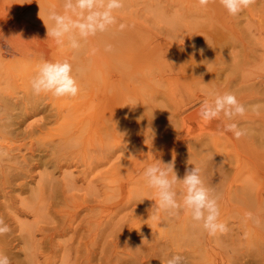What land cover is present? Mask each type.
<instances>
[{
    "label": "bare ground",
    "instance_id": "1",
    "mask_svg": "<svg viewBox=\"0 0 264 264\" xmlns=\"http://www.w3.org/2000/svg\"><path fill=\"white\" fill-rule=\"evenodd\" d=\"M40 1H42V0H40ZM219 17H217V18H218V20L221 21V19H219ZM223 19H225V18H223ZM233 20H235V18ZM247 20H248V18H247ZM211 21H212L211 25H216V23L214 24L213 20H211ZM227 21H226V23H227ZM239 21H240V19L238 20V22ZM253 21L254 20H252V22ZM262 21H264V20H262ZM39 22L41 23L40 20H39ZM231 22H233V21H231ZM48 23H49V27H50L51 24H50V22H48ZM44 26H45V24H44ZM220 26H222V25H220ZM253 26H255V23L252 24V26H251L252 29H253ZM110 28H113V26H111ZM117 29H119V28H117ZM119 30H121V29H119ZM123 30H121V33H118V35H114V36H109L103 32L101 33V37L103 39L101 40V43H96V46H95V50L98 54L97 57H98L99 62H100V63L98 62L99 72H98V74H96L95 77L92 76L91 81H82L83 79H85V77L81 76V75H84L83 71L86 70L85 66H86V63H88L87 62L89 59L88 57H91V55H92L91 53H88L87 56H85V55H83L84 54L83 51L85 49H83V50L81 49L82 50V52H80V53H82L81 55H78V53L75 54V53L70 52L65 56H63V54H62L63 57L60 56V58L58 59L56 52H54L53 55H55L56 58L53 62L62 61V60L67 59L72 64L73 76L76 78L77 83H78V87H79V92L75 97H68V96L56 97V96L52 95L51 93L37 94L33 91L32 87H31V80L34 77V75L36 74L37 66L42 61H45V59L40 61V62H33V65L31 67H29V68H32L30 71H26L25 69H22V68H26L25 66H27V64L29 63L28 59L21 55V53L19 52V50L15 47V45L13 43H7L5 41L6 39L8 40V37H9L8 33H5L6 39H3L2 36L4 34L0 28V219L3 220L4 224L7 225L8 229H9V231H7L6 233L0 234V253L6 255L9 258L10 264H84V263L85 264H94V261L96 259L100 260L103 264H127L125 262V259H123L125 256L122 257L120 255L121 251L118 250V248L121 249L120 245H122L124 243L126 244V242H127V241H125L124 237H126V240L130 239V238H127V235L124 236V232L122 231V229H123L122 226L125 225V223H126L125 220L127 221V214L124 213V215H121V212L125 209L124 204H127L128 206L134 205V210H133V212L131 211V213H130L134 223H136L135 225L133 224L134 226H137L139 224L141 216L146 215L145 219L142 220V222H144V223L141 222L137 226L138 230L145 231V226L147 228L146 231L149 230L150 227H152V229L156 228L155 219L157 217L154 218V215H153V210L155 207L154 206L155 204L153 202L156 201V198L154 197L156 190L151 189V187H149L146 184V182L138 183V180H136L137 181V185H136L135 179L133 182L131 181L133 184H135V186H134L135 189L133 188L134 193L129 190L130 192H128V193H132L130 196L129 195H128V197L121 196L119 198L116 197L117 198L116 200L112 199L113 202L110 205L114 206L115 209L109 210V213H110V211L112 212L110 215L108 214L107 208L104 209V207L101 206V203H104V202L106 203L107 201L109 202V199L111 200L110 197L112 195H114V194L116 195L118 192L121 193L123 191V189L125 188V186L127 187V185H125L123 180L125 178L127 179V176L129 178V175L132 176L133 173H135L133 166H135L137 162L135 163V165L131 166L132 168H130V170L133 173L127 174V172H126L125 175H127V176H125V178H122L123 179L122 182L124 184L120 183V185H118L116 187H113V185H112V187H110V185L112 184L111 183L112 178L114 177V176H112L113 173H114V175L116 173V176H117V174L124 172V171L120 172V169L125 170V167L127 166V165H125V163H127V162H125L124 160H126V158H128V157L127 156L125 157L124 155H122V153L119 154V152H118L119 147H117L118 145H116V147H115V144L112 145L113 143H115V141L117 142L119 135L122 136V135L127 134V133L123 134L125 132L123 127L121 128L122 129L121 130V129H119L121 126H119V127L117 126L118 125L117 123H120L122 121L123 115L127 114L125 107L127 106V111H129V110L131 111L133 117H134L135 112H136L135 114H137V112H140V113H138V114H140L138 119L141 120V118H140L141 112H142V116H145L146 118H149L150 116L155 118L156 115L153 113L155 112V108L160 103V100H159L160 98H158L156 95H155L156 96L155 97L153 94H150L149 98H151L152 100L148 102L147 107H146V105L139 107V106H137V104H136V106H134L137 101H135L131 98V94L134 93V91L136 89H139V88H137L138 86L139 87L142 86V85L141 86L138 85L137 82L139 84H142V83L139 81H133V78L130 77V80H128V81L132 80V82H133V84H131L133 86H131V87L135 88L136 84L138 85V86H136L135 89L133 88V90H134L133 91L132 88L131 89L129 88V84H128L129 82L128 81H127L128 83L126 82V78H129V77H126V73H127L126 71L127 70L125 68H127V69L129 67L131 68L130 65H133V64L130 62L133 59H135V57L130 58V61H128L129 56L127 55V52L124 51V49H125L124 46L126 45V42H128L129 38L133 39V37H134L136 40L137 37L140 38L139 37L140 35L138 36V34L137 35L135 34L137 36L136 37L135 35L134 36L132 35L133 31L130 34V33L126 32L127 30L126 31H123ZM45 31H47L46 26H45ZM216 31H212V32H216ZM232 31H234V30H232ZM252 32H250V36L253 34H256V33H254V32L252 33ZM225 33H227V32L225 31ZM205 34L207 35L206 32H205ZM216 34H217V32H216ZM258 35H255V36H258ZM258 37L262 38L260 36H258ZM167 38H169V37H167ZM210 38H211V36H210ZM239 38L242 40L241 37H239ZM48 40H50L51 42L54 43V40L51 37H49ZM224 40H225V38H224ZM227 40H229V39H227ZM227 40H226V42H227ZM233 40L234 41H230V42H233V47L236 48V47H239L241 45L239 43V42H241V40H238L235 38ZM246 40H247V36H246ZM257 40H255V42H257ZM2 41H5V44H6L5 46L3 45L4 43ZM248 41H251L250 38L248 39ZM167 42H169V41H167ZM259 42H262V41L259 40ZM163 44H166V43H163ZM109 45L111 46V49L107 50ZM160 45H161L160 41H157L155 45H152L153 46L152 48L155 49ZM259 45L257 46L258 48H256V46L255 47L252 46L253 50H252V48H251V50H252L253 56H251V55L250 56L253 58L255 57V60L253 59V61H255L257 63L263 62L262 64L264 66V43H262V45L259 43ZM170 46H171V55L173 54L174 58L176 59L175 62H179L180 66H181L180 68L176 67V69L179 68V69L184 70L185 69L184 64L186 62L185 59L187 58V57H185L186 56L185 54L187 53V55L189 57V53L186 51V49L184 48L183 45H181L183 49L180 47V45H179V47L175 46V45H170ZM247 46H249V45H247ZM261 47H263V48H261ZM243 49L244 48L242 46V50ZM244 50H246V49H244ZM247 50H249V49H247ZM123 52H125L126 54H124ZM242 53H244V52H242ZM249 53H250V51H249ZM125 55H127L126 56L128 58L127 60L125 59L126 57L124 58ZM129 55H131V54H129ZM131 56H133V55H131ZM203 56H202L203 62L202 63L200 62L201 63L200 67L196 66L197 69H195L196 71H194L195 74H197V75H199V74L203 75L202 73H204L206 70H208V67H210V66H207V63H208L207 61H209V60H207ZM244 56H246V55H244ZM247 56L249 59L250 56L249 55H247ZM190 57H191V55H190ZM124 59L126 60V62H123V61H125ZM46 61H48V60H46ZM83 62H85V63H83ZM224 62H226V59H224ZM249 62H251L250 59H249ZM123 63L127 64V66L126 65L123 66ZM177 66H179V65H177ZM130 68L128 70H130ZM132 68L134 69V66H132ZM263 68H261V69L263 70ZM133 69L130 71L133 72ZM191 70L193 71L194 69L192 68V69H190V71ZM262 70H260V71H262ZM262 74H263V72H262ZM262 74H260L261 76H260L259 80L255 79V80L251 81L250 85H249L250 87H252V90H253L252 94L254 93L253 95H254L256 101L264 100V74L263 75ZM78 76H81L82 78L78 80L77 79ZM17 77L22 79L21 83L19 82L20 85L17 84ZM182 77L183 76L180 75L178 78H182ZM23 80H24V82H23ZM132 82H130V83H132ZM135 82H136V84H134ZM243 82H244V78L240 77L239 82H238V90H237L238 94H242L241 90H243V87H244ZM254 89H256V90H254ZM140 90L141 89H139V91ZM134 95H136V94H134ZM137 95H138V93H137ZM141 95H142V97H144L142 93H141ZM151 95H153L154 98ZM249 96H251V95H249ZM249 96H248V100H245V102L246 101L249 102ZM146 98H148V97H146ZM251 99H253V98L251 97ZM129 100L131 102L133 101L134 104L133 103L132 104L137 109V110L135 109L136 111L134 110V113L132 111V108L129 109L132 106V104H129V102H128ZM195 100H197V99H195ZM127 103L129 104V106ZM192 103H189V105L185 106V107L184 106L182 107V105H181V107H179L180 105H178V107L175 108L174 115L177 116V117H175V119L178 118V120L181 122V124L186 119H188L190 116H192L193 113H196L199 111V109H196L195 111H188L189 108L191 107ZM138 104H139V102H138ZM176 109H178V110H176ZM262 109L264 111V108H261V109H259L258 112H261ZM152 115H154V116H152ZM142 119H144V117ZM246 119L247 118H246V114H245L243 117H236L234 119V121H232V122L238 123L244 129L246 128V130L248 129L249 137H251V138H253V137L250 136V132H253L252 135L254 136V138L258 139V141L256 139L254 141L258 142V143L260 142V145L264 146V125H263L264 123L261 124L260 122H257L260 125L257 124V127L254 126L255 128L253 129V126L249 125V123L246 124V122H249V119H248V121H245ZM251 120H250V122H253V124H254V119H253V121H251ZM156 121H155V123H156ZM218 121H219V119H218ZM221 121H223L221 123L222 125H225L226 123L231 122V121H228L227 119L220 120V122ZM54 122L58 123L57 127H56V123H54ZM142 122H143V124L141 122H140V124L144 125V121H142ZM148 122H150V124H152L151 120ZM185 123H186V121H185ZM53 124L55 125L54 130L56 129L55 131H57V132L49 134L50 136L48 138L45 137V135L48 134L49 131L53 130V128H52ZM120 124L122 125V123H120ZM133 125H134V123H133ZM123 126L125 127L126 125L123 124ZM144 126H145V128H147V132L148 133L150 132L149 133L150 135H152V134L154 135V130L151 133L152 129L150 126L146 127L147 124ZM155 126H156V124H155ZM217 126L218 125H216L215 127H217ZM249 126H251L252 128ZM130 127H131V125H130ZM130 127H129V129H130ZM129 129L126 128V130H129ZM154 129H155V127H154ZM211 129L213 130L212 127H211ZM132 130H134V128ZM138 130H139V128H138ZM144 130H146V129H144ZM252 130H254V131H252ZM131 131H130V134L133 133V132L131 133ZM173 131H175V130H173ZM144 133L145 132L143 131V136H144ZM174 133H173V135H175ZM177 133H176V136H177ZM212 133H213V131H212ZM149 134H147V135L149 137H151ZM171 134H170V136H171ZM153 135L151 137L152 138L151 140L147 136L148 141L146 142V144L150 140L152 142L151 143L152 145L150 144V142L148 144H150L151 147L155 146V145L153 146L154 142L152 140L156 141V139H154L156 135H154V137H153ZM140 136L143 137L142 131H140V130L138 132H136L135 136H133L132 138L130 136V141H132L131 145H130L131 147H134V148L136 147V145L138 144L136 141L139 138H141ZM207 136L208 135H206V134L204 137L201 135L197 136V137L194 136L195 138H193V139H190L193 136L189 137L185 141V144L187 145L186 147L188 148V150H197V148H199L201 145L202 146L204 145V147H205V144L210 142L209 140H208V142H205V141H207V139L205 138ZM247 136H248V134H247ZM249 137H246V138L248 139ZM173 138H174V136H173ZM173 138H171V139H173ZM177 138H178V136H177ZM208 138H209V136H208ZM251 138H249V139H251ZM143 139L141 138V140H139V141L140 142L142 141L143 144H145L146 140L145 139L143 140ZM253 139L249 140L250 145H251V142H254V141H252ZM230 140H233V139H230ZM242 140L243 139L240 138L241 142H242ZM130 141H128L126 143H130ZM161 141H163V140H161ZM119 142L123 143L125 141H123L121 139ZM223 142H225V141H223ZM255 142L253 144H255ZM156 143L157 142H155V144ZM212 143H214V142H212ZM218 143H220V142H218ZM258 143H256V144H258ZM143 144L139 143V146H137L138 148H136L135 150L138 151L140 145H143ZM242 144H244V146H246L248 143L247 142H246V144L244 142L240 143L241 147H242ZM210 145L206 144V147L207 146L210 147ZM212 145H211V147H212ZM238 145H239V142H238ZM122 146H124L125 149H127L126 148L127 145H125V143ZM165 146L167 147V145H165ZM222 146H221V150L224 149V148H222ZM252 146L253 145H251L250 147H252ZM148 147H149V145H148ZM148 147H146V148L148 149ZM206 147H205V149H206ZM213 147H214L213 149H217V147L220 148L219 145H217V147L216 146H213ZM246 147H249V146L247 145ZM246 147H244V149H246ZM255 147H257V146H255ZM120 148L122 149L123 147H120ZM164 148H163V150H165ZM173 148L174 147H172V149ZM151 149H153V148H151ZM151 149H150V153L152 154ZM156 149H157V147L155 148V150ZM205 149H203V150H205ZM255 149L256 148H254V151L251 152L250 155L248 156V159L255 162L254 165H256V162H263L264 161V150H260V147L256 151H255ZM261 149H264V148L262 147ZM122 150H124V149H122ZM122 150H121V152H122ZM128 150H129V148H128ZM169 150L172 151L171 149H169ZM199 150H200V148H199ZM246 150H247L246 152L249 153L250 148H248ZM124 151H126V150H124ZM139 151L141 152V149H139ZM174 151H176V150H174ZM182 151H185L184 148L182 149ZM182 151H179V152H181L183 155L184 152H182ZM222 151H224V150H222ZM130 152H132V151L130 150L129 153ZM140 152L137 154H140ZM147 152L148 153L146 156L143 154L144 158H146L145 159L146 161L143 160L144 158L139 159L140 157L138 158L137 161H140V162L144 161V163L146 164L149 161V159L151 158V155L149 154V150ZM156 152L154 151L155 154H156ZM213 152H215V151H213ZM213 152L211 151L210 153L213 154ZM141 153H145V152H141ZM195 153H196V151H195ZM219 153H221V151ZM237 153H238V151H237ZM134 154H136V153H134ZM137 154H136V156H137ZM187 154H188V152H187ZM187 154H185V155H187ZM212 154H210V155H212ZM238 154H240V153H238ZM131 155H132V153H131ZM131 155H130V158H131ZM133 155H132V161H134V158L136 157ZM173 155H175V154H173ZM189 155H190V153L188 154V157H189ZM222 155H223V153H222ZM215 156H217V155L214 154V157ZM234 156H236V155L234 154ZM242 156H238L237 158L229 157V155H228V157H225V155H224L223 158H222V156H218L219 158H221V161L223 163L219 160L220 161L219 163H222V165L220 164L221 165L220 167H218L219 166L218 164L216 166L210 165V166H212L211 168L214 167V170H216V171H214L213 175L215 174L216 176H218L220 174L223 176H227L229 174V172L231 171L230 169H233L234 167L238 168V166L241 168L244 165L243 163L246 162V160H245L246 157H242ZM147 157H150V158L147 159ZM185 157H187V156H185ZM122 158H123V161H121ZM173 158L176 161V158L175 157H173ZM177 158H179V157L177 156ZM206 159H205V161H206ZM135 160H136V158H135ZM185 160L188 161L189 159L186 158ZM132 161L130 162L131 164H132ZM157 161L158 160H156L155 163ZM144 163L142 162V165ZM176 163H178V162L176 161ZM208 164H209V162H208ZM210 164H213V163H210ZM214 164H215V162H214ZM258 165L260 166V164H258ZM258 165H256V166H258ZM128 166H130V164ZM175 166H176V168H175V170H176L179 166V163H178V165L176 164ZM200 166H202L201 168L203 169V166H205V164L204 165L201 164ZM207 166H205L206 168H204V171L207 168L212 170L210 168V166H208V167ZM246 167H248V166H246ZM145 168H144V170H145ZM188 168L190 169L191 166ZM237 168H236V170H237ZM248 168H250V167H248ZM261 168L262 169L260 172H262V170L264 171V165ZM128 169H129V167H128ZM179 169L180 168H178V170ZM241 169H240L241 172H243L244 169L243 168H241ZM253 170H255V169H253ZM206 171H208V170H206ZM181 172H183V171H179L178 173H181ZM202 172H203V170H202ZM238 172H236V173H238ZM257 172H259V171H257ZM217 173H218V175H217ZM121 174H119L118 177ZM139 174L143 175V173L142 174L139 173ZM237 175L239 176V175H241V173L239 172ZM261 175L264 177V173L263 174L257 173L254 176H261ZM121 176H124V174ZM252 176L250 177L249 175H247V177H250L247 180H244L245 177H243V179L241 181H239L241 183L239 186H236V188L234 187L235 189L231 188V189L235 190L234 193H235V197H236V198H234L235 200L230 198L231 200L234 201L231 204L232 208H236L238 206V204H237L238 202L241 204V202L244 198H246L250 203L256 204L258 207L264 206V193H263L264 191H263V189L261 190L263 192H261L260 190L258 191V189H257V191L254 190V189H256L255 187H257L255 183H257L259 177H252ZM143 177H144V175H143ZM143 177L141 176V178H142L141 180H144ZM182 177H184V175ZM263 177H262V179L264 180ZM135 178H137V177H135ZM213 178H212V180H213ZM179 179H180V177H179ZM208 179H211V177L210 178L208 177ZM255 179H256V181H254ZM110 180H111V182H110ZM113 180H114V178H113ZM131 180H132V178H131ZM206 180H207V178H206ZM206 180H205V178L203 179L204 182H206ZM212 180L209 181V183L212 182ZM213 181H215V179ZM126 182H127V180H126ZM207 182H208V180H207ZM216 182H217V180H216ZM217 183H219V182H217ZM127 184H128V182H127ZM207 185H209V184H207ZM214 185H216V184L214 183ZM214 185H212V186H214ZM131 187H133V186L131 185ZM258 187L261 189L260 186H258ZM15 192H17L18 194L15 195ZM103 195H105V196L103 197ZM115 195H114V197H115ZM151 197L154 198V201H152V200L148 201L149 198L152 199ZM226 204H225V206H226ZM65 205H66V207H64ZM61 206H62V209H61ZM221 207H219V208L221 209ZM230 210H232V209H230ZM230 210H229V213H231ZM128 211L129 210H127V213H128ZM224 211L226 213L227 209H225ZM144 212H147V214H145ZM143 213H144V215H143ZM187 217H188V215H187ZM220 217H219V219H220ZM141 218H143V217H141ZM130 219H131V217L129 218V221H130ZM188 219H187V221H188ZM227 219H229L228 216H227ZM263 220H261V221H263ZM129 221H127V223L130 224ZM190 221H191V219H190ZM223 221H226L225 218L223 219ZM123 222H124V225H123ZM226 222H224V223L226 224ZM127 223H126V227L129 225V224L127 225ZM169 223H171V225H172L174 222L173 223L169 222ZM228 223H229V221H228ZM263 223H264V221H263ZM161 224H162V222H161ZM183 224H184V222H183ZM190 224H191V222H190ZM168 225H170V224H167V226ZM179 225L178 226L175 225V226L180 227ZM186 225L184 224V226H186L188 228V223ZM236 225H237V223L235 224V226L230 225L229 228L227 227L228 231L226 233H224L223 235L218 234L219 237L217 236L216 237L217 239L214 242L217 244H221L222 245L221 247H223V245L224 246H226V245L233 246V244H235L234 242L236 239H237V242L238 241L240 242V240H238V238H236L237 231H238V229L237 230L235 229L237 227ZM246 225L247 224H245V226ZM161 227H162V225H160V228H158V229L162 230ZM196 227H197L196 225H192L189 229L179 230V231L180 232L184 231V233L188 232L191 236V235H194V233H195L194 231H195ZM124 228H125V226H124ZM237 228H239V226ZM245 228L247 230L249 229L248 226ZM173 229H175V228H173ZM173 229H172V231H173ZM196 229H198V228H196ZM241 229H243V231H245L244 228H241ZM135 230H137V229L134 228V232L130 230L131 232H133L132 234H129V235H131V238L133 240L130 242L137 245L139 247V249L141 250L143 248V245H141L139 242L140 237L138 236V230L137 231H135ZM175 230H177V229H175ZM156 231H154V232L156 233ZM159 231L157 234H160ZM127 232H129V231H127ZM127 232H126V234H127ZM238 232H240V231H238ZM145 233L146 232H142V234H145ZM153 233H151V234H153ZM163 233L164 232L161 231V234H163ZM176 233L178 234L177 231H176ZM188 233H185V234H188ZM199 233H201V232H199ZM170 234H171V232H170ZM185 234H183V235H185ZM189 234L185 235V236H189ZM205 234H206V232H205ZM238 234L240 235L242 233L240 232ZM245 234L248 235L249 232H246ZM147 235H149V234L147 233ZM153 235L155 236V234H153ZM153 235H150V237H148L149 240L152 238ZM196 235L198 236V233ZM196 235L193 237L195 238ZM200 235H202V234H200ZM239 235H237V236H239ZM66 236H68L66 240H63V241H60L59 239L57 240V238L61 239L62 237H66ZM163 236H166V235L163 234ZM159 237L162 238V236H160V235H159ZM178 237L181 238V236H178ZM142 238H144V237H142ZM144 239H147V237H145ZM144 239H142V241ZM162 239L165 240V238H162ZM166 239H168L167 236H166ZM190 239L186 240L187 243H188V241H189V243H191ZM174 240H176V239H174ZM191 240L193 241V238ZM212 240H213V238H212ZM170 241H169L168 245L171 244ZM250 241H251V239H250ZM128 242H129V240H128ZM153 242H154V238H153ZM157 242L155 245L151 244V246L149 245L150 244V242H149L148 245H149L150 250L153 251L156 247L157 248L160 247V248L158 250H155L156 252H154L153 254L149 255L150 257H152L153 262L144 261L143 262L144 264H159V262H164L170 256L173 255V254H167V253L163 252L165 249H168V246H167V248H165V246H163V245H167V244L160 245L161 243L157 244ZM194 242H196V241L194 240ZM212 242L210 241L209 243L207 242L206 244H204V242H203V244H204L203 248L207 249L208 248L207 246L209 244L211 245ZM263 242H264V240H263ZM263 242L261 240V242H259V244L263 243ZM132 243H131V245L130 244L129 245L133 246ZM151 243H152V241H151ZM166 243H167V241H166ZM187 243H186V245H188ZM82 244H84L83 245L84 247L82 246ZM203 244H201V245H203ZM217 244H214V245H217ZM176 245H177V242H176ZM179 245H182V244L180 243ZM173 246H175V245H173ZM182 246H180V247L182 248ZM192 246H194V245H192ZM254 246H255V244H254ZM256 247H257V245H256ZM112 248H114V250L111 252ZM129 248L127 250H130ZM240 248H241V246H240ZM83 249H84V251H82ZM209 249H210V247H209ZM213 249L214 248H212L211 251H213ZM258 249H260V248L258 247ZM258 249H255V250H258ZM184 250L185 249H183L182 251H184ZM241 250H242V248H241ZM241 250L239 252H241ZM134 251H135V249H134ZM170 251H171V249H170ZM172 251H173V249H172ZM137 252H140V251L137 250ZM148 252L150 253V251H148ZM253 252L254 251L252 250V253ZM111 253H113L115 256H113V254H111ZM184 253L175 254V255H180L183 257L184 264H219V262H220V261L219 262L216 261V259H217L216 257H215L216 259H214L212 257L210 260L207 259V262L206 261L204 262L199 257H197V255H196L197 253L194 254V253L187 252L186 255ZM205 253L208 254L207 252H205ZM252 253H250V252L243 253L242 252V254H243V256L241 257L242 259L239 258L238 257L239 255L237 254L238 258L236 259V264H238V263L245 264L246 263L245 259H247V260L249 259V260L254 261L255 258L256 259L258 258V259H261L264 261V253L262 251L260 252V254L259 253L255 254L256 257ZM21 254L23 255L22 258H21ZM209 254H211V253H209ZM125 255H127V254H125ZM129 255H130V252H129ZM129 255H128V257H129ZM132 255H130V256H132ZM140 255L142 256V251L140 252ZM219 255H221V254H219ZM229 256H231V255H229ZM143 257H142V260H143ZM186 257H187V259H186ZM201 258H202V256H201ZM79 260H80V262H79ZM132 260H133L132 264H134V263L139 264L141 262L140 258L137 256H136V258H134ZM130 261H131V259H130ZM130 261H128V262L130 263ZM258 261L259 262L256 264L260 263V260H258ZM225 263L228 264V262H225ZM250 263H251V261H250ZM161 264H165V263H161Z\"/></svg>",
    "mask_w": 264,
    "mask_h": 264
},
{
    "label": "rangeland",
    "instance_id": "2",
    "mask_svg": "<svg viewBox=\"0 0 264 264\" xmlns=\"http://www.w3.org/2000/svg\"><path fill=\"white\" fill-rule=\"evenodd\" d=\"M123 3H124V7L113 13L117 18L116 25H112L113 28H110L103 33H105L109 36H114V35H118V33H121V30L124 29L123 31L127 30L126 32H128L130 34L133 31L132 32L133 36L135 34L136 35L138 34V36L140 35L139 36L140 38H138L135 35L137 37L136 40L134 37H133V39L129 38L128 42H126V45L124 44L126 47L124 46L125 49L124 48L123 49H124V51L127 52L129 59L126 57L127 55H125L124 58L126 57L125 59L126 60L128 59V61H130V58L135 57V59H133L130 62L133 65H130L131 68L129 67L130 70H132L133 69L132 66H134L133 72L128 70L129 68L128 69L125 68L127 70L126 71L127 72L126 77H129V78H126V82L128 80H130V77H132L133 81H139L142 83V84H139L137 82L138 85H140V86L142 85L141 87H139L136 84V82L134 83V84H136V86H138L137 88L141 89L140 90L141 92H140L139 89H136L135 91L133 90L134 87L133 88L131 87V86H133V85H131V84H133L132 80L128 81L129 83L127 82L129 84V88L130 89L132 88V90L134 91V93L131 94V98L133 100L137 101L134 106H136V104H137V106H139V107L145 106V105L147 107L148 102L152 100L151 98H149L150 94H153L154 96L156 95L158 98H160L159 99L160 103L155 108V112L153 113L156 115L155 118L151 117V116L149 118H146L145 116H142V112H141V116H140L141 120H140V119H138L139 115H140L138 113H140V112H137V114H135L136 112L134 113V110L136 108L133 106V104H134L133 101L132 102L130 100L128 101L129 104L133 103L132 106L130 108L129 107L128 108L129 109L132 108V111L134 113V117L132 116V113L129 109H128L129 111H127V106H126L125 110H126L127 114L123 115L122 121L120 122V123H122V125L120 123H117L118 127L121 126L119 129H121L122 127L124 128L125 132L123 134L127 133L125 135L121 134L122 136L119 135L118 140L120 141L122 139L125 142L121 143L118 140H117V142L115 141V143L112 142L113 143L112 145L115 144V147H116V145H118L117 147H119V151H118L119 154L122 153V155H124L125 157L126 156L128 157V158H126V160H124L125 162H127V163H125V165H127L126 166L127 168L125 167V170L120 169V172L121 171H124V172H121L122 174L121 173H119V174H121V175L124 174V176L120 175L118 177L119 174H117V176H116V173H115V175L113 173L112 176H114L113 177L114 180H113V178H112V182L110 180V182L112 183V184L110 183L111 184L110 187H112V185H113V187H116V186L120 185V183L121 184L125 183V185H127V187L125 186V188L123 189V191L121 193L118 192L116 195L114 194L115 197H114V195H112L110 197L111 200L109 199V202L108 201L106 202L107 204L105 202L101 203V206L104 207V209L107 208L108 214L110 215L112 212L110 211V213H109V210L115 209L114 206L110 205L113 202L112 199L116 200L117 199L116 197L119 198L121 196L128 197V195L130 196L132 194V193H128L130 191H132L134 193L133 190L135 189V187H134L135 184H133L132 182L134 181V179H135V181L138 180V183L146 182L145 177H143V175H140L139 173H141V174L144 173V171H143L144 168L147 167V165L148 166L151 165L153 162L155 163L156 160H160L162 163H165V164L170 163V162H174V171L176 172L178 179L180 177L181 180L183 179L182 176L185 175L184 173H186V171L189 169L188 167H190V166L192 168L194 166L199 167L201 164L202 165L205 164V166H207V165L208 166H210V165L216 166L218 164L219 165L218 167H220L223 162L221 161V158H219L218 156H222V158H223L224 155H225V157H228V155H229V157L237 158L238 156L243 155L242 157H246V159H245L246 164L243 163L244 165L241 167L244 169L243 170V172L245 171L244 173L241 172L242 169L238 166V168L236 167L237 170L235 167H234L235 169L234 168L230 169L231 171L229 172V174L227 176H223L220 174L218 175V173H217L218 176H216L215 174L213 175L214 171H216V170H214V167L211 168L212 166H210V168L212 170L207 168V169H205V171H204V168H206L205 166H203V169L201 168L202 166L199 167L201 169L202 181L204 178H205V180H206V178L208 180V182H207V180H206V182L203 181L204 185L211 190L210 194L212 196L218 198V206L219 207L222 206L221 209L219 208L220 216H221V217L219 216L220 217L219 220L223 221L224 218L226 221L228 220L229 223H228V221L227 222L223 221V222H226L228 228L230 227V225L235 226V224L237 223L236 226L237 227L239 226V228L236 227L235 229L236 230L238 229V231H240L242 233L239 235L238 233H240V232L237 231V235H239L240 237L236 235V238H238V240H240V242L239 241L237 242V239H236L234 242L235 244H233V246L226 245L227 246L226 247L223 245V247H221L222 246L221 244H217L214 242L217 239L216 237L217 236L219 237L220 234L219 235L217 234L216 236H209L208 233L203 229L202 225H200L199 223L197 224V222L192 220L190 212H188L187 210H185L183 208L178 210L176 215L170 216L166 212H163V211L157 212L156 207H154L153 215H154V218L157 217L155 219L156 228L152 229V227H150L151 225L149 224L150 225L149 226L150 228L148 227L149 230L146 231L147 228L144 225L145 231H141V230H138L137 226L142 222V220L145 219L146 215L141 216L143 218L140 217L139 224L137 226H134L136 223H134L132 216L130 215L131 211L133 212V210H134V205H129L130 206L129 207L127 204H124V208L126 210L124 209L121 212V215H124V213H126L127 214V221H129V218L131 217V219L129 221L130 224L127 223V221L125 220L127 225L129 224L131 227L129 225H128L129 227L128 226L126 227V223L124 225V222H123V225L125 226V228H124V226H122L123 229L122 228L121 229L124 232V236L127 235V238H130V239L126 240V237H124L125 241H127V242H126V244L124 243V244L120 245L121 249L118 248V250L121 251L120 255L122 257L125 256L123 259H125V262L127 264H132V261H133L132 259L136 258V256L140 258L141 262L139 264H142L144 261L153 262L152 257H150L149 255L156 252L155 250H158L160 247L158 246L159 248L156 247L152 251V250H150L149 245L150 246H151V244L155 245L157 241H158L157 244L161 243L160 245L167 244V245H163V246H165V248H167V246H168V249H165L167 252L164 250L163 251L164 253L173 254V255L178 254V253H184V252H185L184 253L185 255L187 254V252L194 253V254L197 253L196 254L197 257H199L202 261L207 262V259L210 260L213 257L214 259L217 258L216 259L217 262L220 261L219 264H226L225 262H228V264H236V259L238 257L241 258L243 256L242 252L243 253H246V252L252 253V250H253L254 251L252 253L253 255H255L257 253L260 254L261 251L264 253V251H263L264 250V242H263V240H264V226H263L264 225V223H263V221H264L263 220L264 219V206H260L261 207L260 208L256 204L250 203L246 198H244L242 200L241 204L238 202L237 203L238 206L236 208H232V205H231L232 202H234L233 200H235L234 198H236L235 193H234L235 190H233V189H235L236 186H239L241 184L239 181H241L243 179V177H245L244 180L249 179L252 175H253L252 177H259L257 183H255L257 187H255L256 189H254V190L257 191V189H258V191L259 190L261 191L263 189V191H264V180L262 179L263 176L262 175L261 176H254L257 173H261V174L264 173L263 170H262V172H260L262 169L261 167L264 165V161L263 162H256V165L260 164V166H261L260 167L259 165L258 166L254 165L255 162L248 159V156L250 155L251 152L254 151V148H256L255 151L259 147H260V150H264V149H261L262 147L264 148V146L260 145V142L258 143V142L254 141L255 139L258 141V139L254 138V136L252 135L253 132H250V136H252L254 139L249 137V133H248L249 131L247 129L248 136L246 135V136H243L241 138L243 139L242 142H244L245 144L247 142L248 143L247 145L249 147H246L247 145L244 146V144H242V147H241L240 143H242V142L240 141V139H236L232 132L225 131V125L221 124L223 121L220 122V120L226 119L225 117H223V114H221L220 117H218L217 119L205 122L199 116V111H198V112L192 114V116L194 115L193 117L190 116L188 119L185 120L187 124L185 123V121L182 122V124H181V122L178 120V118L175 119V117H177V116L174 115L175 108L178 107V105H180L179 107H181V105H182V107L183 106L185 107V106H188L189 103L193 102L188 111H195L196 109H199L200 104L205 99H208L211 101L213 99V97H208L205 95V92L209 91V90L213 91L217 94H220V95L227 93V92H231V93L236 95V97L240 103H243L245 105H249V104L250 105H260L261 106L260 109L264 108V100L256 101V99L253 95L254 93L252 94V92H253L252 87L249 86L251 81H253L255 79L259 80V78L261 76L260 74H262V72L264 74V68H263L264 66L262 64L263 62L257 63L255 61H253V59L255 60V57L254 58L251 57V56H253V54H252L253 47L256 46V48H258L257 46L259 45V43L261 45H262V43H264V37H263L264 36V21H262V20H264V0H255V2L252 5H250L246 9H243L237 16L230 15L228 13V11L223 7L221 0H209V3L207 4V6H203V7L199 4L198 0H123ZM53 6L55 7V9L58 12H61V13L63 12V0H44V1L43 0L42 1H40V0H0V28L4 34L2 36L3 39H6L5 33H8V36H9L8 40L6 39L5 41L7 43H13L15 45V47L19 50L21 55L28 59L29 63L27 64V66H25L26 68H22V69H25L26 71H30L32 69L29 67H31L33 65V62H40L44 59H45V61L48 60L50 62H53L56 58V56L53 55L54 52H56V55L58 56V59H59L60 56H62V54H63V56H65L70 52L75 53V54L78 53V55H81L82 53H80V52H82V50L85 49L83 51L84 52L83 55L87 56L88 53H91L92 55H91V57H88L89 58L87 61L88 63H86V66H85L86 70L83 71L84 75H81V76L85 77V79H83L82 81H91L92 76L95 77L96 74H98V72H99V66H98L99 59L97 57L98 54L95 50V46H96V43H101V40L103 39L101 37V33H97L95 36L88 37V39L86 41L81 40L80 41L81 47L79 50H72V49L68 48L67 46H65V47L58 46L55 42L53 43L50 40H48L49 37H47V31H45V26H44V22H43V21L47 22L48 11ZM217 17H219V19H221V21L218 20ZM222 17L225 19H223ZM234 18H235V20H233ZM247 18H248V20H247ZM226 19L227 20L229 19V20L227 21ZM237 19L238 20L240 19V21L238 22ZM39 20L41 21V23L39 22ZM211 20H213L214 24L216 23V25H211V23H212ZM230 20L233 22H231ZM252 20H254V21L252 22ZM226 21H227V23H226ZM253 23H255V26H253V29H252L251 26ZM120 24L125 25V27L121 30H119ZM220 25H222V26H220ZM117 28H119V29H117ZM232 30H234V31H232ZM212 31H216L217 34H216V32H212ZM225 31L227 33H225ZM249 31L250 32L253 31L256 34H253L250 36ZM205 32L207 33V35L205 34ZM245 35L247 36V40H246ZM255 35H258L262 38H259L258 36H255ZM166 36L169 38H167ZM210 36H211V38H210ZM238 36L241 37L242 40ZM224 38H225V40H224ZM226 38L229 40H227ZM234 38L241 40V42H239V43L241 45L243 44L242 46L246 50H244V49L242 50L241 45L239 47H236V48L233 47V42H230V41H234L233 40ZM249 38L251 41H248ZM226 40H227V42H226ZM255 40H257V42H255ZM259 40H261L262 42H259ZM5 41H2L4 43L3 44L4 46L6 45ZM157 41H160L161 45L158 46L159 48L157 47V48L153 49L152 45H155ZM167 41H169V42H167ZM163 43H166V44H163ZM65 45H67V40L65 41ZM170 45H175L178 47L180 45L181 48H182L181 45H183L184 48L186 49V51L189 53V57H188L187 53L185 54L186 55L185 57H187V58L185 59L186 62L184 64V68H185L184 70L179 69L181 67L180 63L175 62L176 59L174 58L173 54L171 55V46ZM247 45H249V46H247ZM251 48H252V50H251ZM261 48H263V47H261ZM247 49H249V50H247ZM200 50H203V51L201 52ZM249 51H250V53H249ZM242 52H244V53H242ZM123 53L126 54L125 52H123ZM129 54H131L133 56H131ZM190 55H191V57H190ZM244 55H246V56H244ZM247 55H249V56L251 55L249 57L251 62H249ZM202 56L210 61V62L207 61L208 62L207 66H210V67H208V70H206L204 73H202L203 75H200V74L197 75V74H195L194 71H196L195 69H197L198 66L200 67V64L203 62ZM224 59H226V62H224ZM126 60L123 62H126ZM83 63H85V62H83ZM124 65L127 66V64L123 63V66ZM177 65H179V66H177ZM176 67H179V68L176 69ZM192 68L194 70L190 71V69H192ZM261 68H263V70ZM260 70H262V71H260ZM180 75H182L183 77L178 78ZM81 76H78L77 79L78 80L81 79L82 78ZM240 77L244 78V82H243L244 87H243V90H241L242 94L237 93L238 82H239ZM21 81H22V79L17 77V84L20 85ZM23 82H24V80H23ZM130 82H132V83H130ZM136 86H135V88H136ZM254 90H256V89H254ZM137 93H138V95H137ZM141 93L143 94L144 97H142ZM134 94H136V95H134ZM153 95H151V96H153ZM249 95H251V96H249ZM154 96H153V98H154ZM248 96H249V102H247V101L245 102V100H248ZM146 97H148V98H146ZM251 97L253 99H251ZM195 99H197V100H195ZM138 102H139V104H138ZM129 104H128V106H129ZM176 110H178V109H176ZM249 111L251 112V110H249ZM248 112L246 113L247 119L245 121H248V119H249V122H246V124L249 123V125L253 126V129L255 128L254 126L257 127V124L260 125L257 122H260L261 124L264 123V111H263V109L261 112H258V113L253 112L254 114L252 112L251 113L250 112L248 113ZM152 116H154V115H152ZM126 117L127 118L129 117V118L127 119ZM143 117H144V119H142ZM218 119H219V121H218ZM253 119H254V124H253V122H250V120L253 121ZM150 120L152 121L151 123L154 126L152 124H150V122H148ZM154 120L155 121L157 120L156 123ZM142 121H144V125L147 124L146 127H149V126L151 127L152 130L149 128L151 130V133L154 130V135H156L154 138V139H156V141L152 140L154 142L153 146L155 145L154 147H151L152 142L150 141L152 139L151 137L153 134L150 135L149 134L150 132L149 133L147 132V128H145V126L142 125L143 124ZM140 122L142 124H140ZM54 123H56V127H57L58 123L57 122H54ZM133 123L136 127L133 125ZM154 123L156 124V126ZM123 124L126 125L125 127L127 129H129V127L131 125L130 129L126 130V128L123 126ZM216 125H218V126L215 127ZM54 126L55 125L53 124L52 125L53 130L50 129L51 131H49L48 134L45 135V137L48 138L50 136L49 134L57 132V131H55L56 129L54 130ZM251 126H249V127H251ZM154 127H155V129H154ZM211 127L213 128V130L211 129ZM131 128L132 129L134 128L135 131L132 130ZM138 128L140 131H142V136H143V131L145 132L144 136L143 137L140 136V137L142 139L144 138L146 141H145V144H143L142 141L141 142L139 141V140H141V138H139L136 141L138 144L134 148V147L130 146L131 142H132V141H130V136H131V138L133 136H135L136 132L139 131ZM144 129H146V130H144ZM173 130H175V131H173ZM130 131H131V133L132 132L133 133L130 134ZM212 131H213V133H212ZM252 131H254V130H252ZM173 133L175 135H173ZM176 133H177L178 138L176 136ZM147 134H149L151 137H149ZM170 134H171V136H170ZM205 134L209 136V138H208V136L205 137L207 139V141H205V142H208V140L210 141L206 144H208V145L213 144L212 147L210 145V147L207 146L208 147L207 148L206 144H205L206 149H205L204 145L203 146L201 145L199 147L200 150H199V148H197V150H188V148L186 147L187 145L185 144V141L189 137L193 136L190 139H193V138L200 136V135L204 137ZM146 135L149 137V139H150L149 142L151 145L148 144L149 142L146 144V142L148 141ZM154 135H153V137H154ZM172 135L174 136V138ZM246 137L253 139L252 141H254L255 144L256 143H258V144L255 145V144H253L254 142H251V145H253V146L250 147L251 145L249 143V140H251V139L248 138L249 139L248 140ZM171 138H173L174 140ZM229 138L233 139V140H230ZM127 140L130 141V143H126V142H128ZM161 140H163L164 142ZM223 141H225V142L227 141V142L225 143ZM155 142H157V143L155 144ZM212 142H214V143H212ZM218 142H220L221 144ZM238 142H239V145H238ZM120 143L122 145L125 143V145H127V147H126L127 149H125V147L122 146ZM139 143L143 144V145H140L141 148L139 147V149H141V152H145V153H141L139 151V149H138V151L135 150L136 148H138L137 146H139ZM148 145H149V147H148ZM165 145H167V147ZM217 145H219L220 148H218ZM254 145L257 147L259 145L260 146L257 148ZM145 146L148 147V149ZM213 146H216L217 149H213L214 148ZM221 146H222V148H224V149H222L224 151L221 150ZM120 147H123L122 149H124L126 151L122 150ZM156 147H157V149L155 150ZM172 147H174L173 149L176 151H174L172 149ZM182 147L184 148L185 151H182V149H183ZM244 147H246V149L250 148V151L248 150L249 153L246 152L247 150L244 149ZM128 148H129V150H128ZM151 148H153V149H151ZM163 148L165 150H163ZM202 148L205 150H203ZM150 149H151L152 154L154 156L150 153ZM169 149H171L172 151H170ZM121 150H122V152H121ZM130 150L132 152L129 153ZM148 150H149V154L151 155V158L147 157V159H149V158L150 159H149V161L147 160L148 162L145 164L144 161H146L145 160L146 158H144L143 154L146 156L148 153L147 152ZM154 151L155 152L157 151L156 154L154 153ZM179 151L184 152L183 155ZM195 151H196V153H195ZM211 151L212 152L215 151V152H213V154H212V153H210ZM218 151L219 152L221 151V153H219ZM237 151L240 154H238ZM139 152H140V154H137ZM187 152H188V154L190 153L189 157H188ZM131 153H132V155L134 153L137 154V156H136V154L133 155V156H136L135 157L136 160L133 157L134 161H132ZM209 153L212 155H210ZM222 153H223V155H222ZM173 154H175V155H173ZM185 154H187V155H185ZM214 154L217 156L214 157ZM234 154L236 156H234ZM130 155H131V158H130ZM177 156L179 158H177ZM185 156H187V157H185ZM173 157H175L176 161L179 163V166H178V168H180L179 170H178V168L175 170V168H176L175 165L176 164L178 165V163H176V161L174 160ZM138 158L139 159L144 158L143 159L144 161H141V162L137 161ZM186 158H188L189 160L186 161L185 160ZM204 158L205 159L207 158L206 161ZM219 160L222 163H219L220 162ZM121 161H123V158ZM131 161H132V164L130 163ZM142 162L144 163L143 165H142ZM208 162H209V164H208ZM214 162H215V164H214ZM135 163H136V165H135ZM210 163H213L214 165L210 164ZM129 164H130V166H128ZM132 165H135V166H133L135 173H133L130 170V168H132L131 167ZM246 166H248L250 168H248ZM128 167H129V169H128ZM253 169H255V170H253ZM202 170H203V172H202ZM206 170H208V171H206ZM177 171L178 172L183 171V172L178 173ZM238 171L241 173L242 176L237 175L239 173ZM257 171H259V172H257ZM126 172H127V174L133 173V175L132 176L129 175V178H128V176L125 175ZM236 172H238V173H236ZM247 175H249L250 177H247ZM125 176H127V179L125 178ZM141 176L143 177L144 180H141L142 179ZM130 177L132 178V180ZM135 177H137V178H135ZM208 177L209 178L211 177V179H208ZM122 178H125V179L123 180ZM212 178H213V180L215 179V181H213ZM116 179L117 180L119 179V180L117 181ZM122 180L124 181V183L122 182ZM126 180H127L128 184H127ZM211 180H212V182L209 183V181H211ZM216 180L219 183H217ZM254 181H256V179ZM214 183L216 185H214ZM146 184H147V182H146ZM207 184H209V185H207ZM211 184L214 186H212ZM131 185L133 187H131ZM136 185H137V181H136ZM258 186H260L261 189ZM231 188H233V189H231ZM151 189H153V188H151ZM173 190H175V192L177 193V200L181 201L182 200V194L184 192L183 185L178 182L176 185L173 186ZM263 191H261V192H263ZM17 194L18 193L15 192V195H17ZM104 196L105 195H103V197ZM154 197L157 200L156 193H155ZM151 198L152 199L149 198L148 201H150V200L154 201V198L153 197H151ZM230 198L233 200H231ZM153 203L155 204V201ZM225 204H226V206H225ZM64 207H66V205ZM61 209H62V206H61ZM225 209H227V211H226L227 214L224 211ZM228 209L229 210L232 209V210H230L231 213H229ZM127 210H129L128 213H127ZM144 213L147 214V212H144ZM144 213H143V215H144ZM248 213H251L250 217L247 215ZM187 215H188V217H187ZM227 216L229 219H227ZM187 219L189 222L187 221ZM190 219H191V221H190ZM260 219L263 221H261ZM161 222H162V224H161ZM169 222H172V223L174 222V223L171 225V223H169ZM183 222L185 225L188 223V228L186 227L187 225L184 226ZM190 222H191V224H190ZM142 223H144V222H142ZM166 223L170 224V225L167 226ZM177 224L178 225L180 224L179 225L180 227H176V226H178ZM245 224H247V225L245 226ZM160 225H162V227H161L162 230L158 229V228H160ZM192 225H196L197 226L196 228L199 229L198 230L195 228L194 235L190 236V234L188 232H185V233L189 234V236H185L188 234H185L184 231H181V232L179 231V230L189 229ZM247 226L249 227L250 230L249 229L247 230L245 228ZM128 228L129 229L131 228L130 230L133 232H134V228H136L138 230V236L140 237L139 242L141 245H143L144 249L142 248L140 250L137 245L130 242L133 240L131 238V235H129V234H132L133 232H131ZM171 228L172 229L175 228L177 230L173 229V231L175 230L173 232ZM241 228H244L245 231H243V229H241ZM137 230H135V231H137ZM127 231H129V232H127ZM154 231H156V233ZM158 231L160 234H157ZM161 231L164 232L163 234L166 235L168 239H166V236H163V234H161ZM176 231L178 232V234L176 233ZM126 232H127V234H126ZM142 232H146V233L142 234ZM170 232H171V234H170ZM199 232H201V233H199ZM205 232H206V234H205ZM246 232H249V234L248 235L245 234ZM147 233L149 235H147ZM151 233L155 234V236ZM197 233H198V236L196 235ZM183 234H185V235H183ZM200 234H202V235H200ZM150 235H153V236L149 240L148 237H150ZM159 235L162 236V238H165V240L160 238ZM195 235H196V237H195L196 239L193 237ZM178 236H181V238H179ZM67 237L68 236L62 237L61 239L57 238V240L59 239L60 241H63V240H66ZM142 237H144V238L147 237V239H144ZM153 238H154L155 243L153 242ZM190 238L191 239L193 238V241ZM212 238H213V240H212ZM142 239H144L145 241L144 240L142 241ZM174 239H176V240H174ZM187 239L188 240L190 239L191 243H189V241L187 243V241H186ZM250 239H251V241H250ZM128 240L130 243L128 242ZM194 240L196 242H194ZM261 240L263 243L259 244V242H261ZM148 241L150 242V244ZM151 241H152V243H151ZM166 241H167V243H166ZM169 241L171 243L170 244L171 246L168 245ZM184 241L188 245H186V243ZM210 241L211 242L213 241L211 243V245L207 244L208 248L207 249L203 248L204 244H206L207 242L209 243ZM176 242H177L178 246L176 245ZM203 242H204V244H203ZM131 243L133 246H130ZM178 243L179 244L181 243L183 246L179 245ZM201 244H203V245H201ZM214 244H217V245H214ZM254 244H255V246H254ZM83 245L84 244H82V246ZM173 245H175V246H173ZM192 245H194V246H192ZM256 245H257V247H256ZM180 246H182V248ZM240 246H241L243 251L241 250ZM209 247H210V249H209ZM258 247L260 249H258ZM128 248L130 250H127ZM212 248H214L215 250L213 249V251H211ZM84 249L82 251H84ZM134 249H135V251H134ZM170 249H171V251H170ZM172 249H173V251H172ZM183 249H185V250L182 251ZM255 249H258L259 251L255 250ZM113 250H114V248H112L111 252ZM137 250L140 252L142 251V256L140 255V252H137ZM240 250H241V252H239ZM148 251H150V253ZM129 252H130V255H132V254L133 255L130 256ZM205 252H207L208 254H206ZM209 253H211V254H209ZM111 254H113V253H111ZM125 254H127V255H125ZM219 254H221V255H219ZM128 255H129V257H128ZM229 255H231V256H229ZM113 256H115V255L113 254ZM201 256H202V258H201ZM22 257H23V255L21 254V258ZM142 257H143V260H142ZM255 257H256V255H255ZM130 259H131V261H130ZM186 259H187V257H186ZM245 260H246L245 264H249L250 261H251L250 264H256L259 262L258 260H260L259 264H261V263L264 264V261L261 259H258V258L257 259L255 258L254 261L249 260V259L248 260L245 259ZM128 261H130V263ZM79 262H80V260H79ZM161 263L166 264V261L159 262V264H161ZM94 264H103V263L100 260L96 259L94 261ZM134 264H136V263H134ZM238 264H241V263H238Z\"/></svg>",
    "mask_w": 264,
    "mask_h": 264
},
{
    "label": "clouds",
    "instance_id": "3",
    "mask_svg": "<svg viewBox=\"0 0 264 264\" xmlns=\"http://www.w3.org/2000/svg\"><path fill=\"white\" fill-rule=\"evenodd\" d=\"M198 2L203 7L207 6L209 0ZM254 2L255 0H221L223 7L232 16H237ZM123 7V0H63L62 13L54 6L48 11L47 21L51 26L43 21L47 37H51L60 47L67 46L72 50H78L81 47V40L86 41L88 37L105 32L115 25L117 18L113 13ZM119 27L123 29L125 25L120 24ZM110 49L109 45L107 50ZM31 87L37 94L51 93L56 97H75L79 92L77 80L73 76V66L67 59L55 62L42 61L31 80ZM205 95L213 97L211 101L205 99L200 104L199 116L205 122L217 119L221 114L228 121H234L236 117H243L249 110L258 113L261 107L246 106L231 92L220 95L209 90ZM225 131L232 132L236 139L247 135V130L236 122L226 123ZM143 175L147 185L156 190L157 212L163 211L174 216L183 208L190 212L192 220L201 224L209 236L228 231L227 225L219 220L218 198L212 196L211 190L204 185L199 167L194 166L187 170L181 180L174 171V162L165 164L158 160L147 166ZM178 182L184 188L182 201L177 200V193L173 190V186ZM247 215L250 217L251 213ZM7 231H9L7 225L0 219V234ZM0 264H10L9 258L2 253ZM166 264H184V259L180 255H172L166 260Z\"/></svg>",
    "mask_w": 264,
    "mask_h": 264
}]
</instances>
